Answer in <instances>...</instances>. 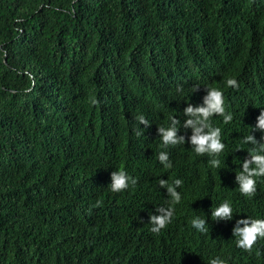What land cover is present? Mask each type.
Listing matches in <instances>:
<instances>
[{
    "label": "trees",
    "instance_id": "16d2710c",
    "mask_svg": "<svg viewBox=\"0 0 264 264\" xmlns=\"http://www.w3.org/2000/svg\"><path fill=\"white\" fill-rule=\"evenodd\" d=\"M207 88L233 117L210 121L219 167L158 134L175 117L190 138L183 111ZM261 112L264 0H0V264H264V238L249 252L233 235L264 220V177L252 197L236 182L244 137L264 142ZM121 170L137 183L113 192ZM160 179L182 181L181 201L155 234L150 215L170 206ZM224 202L233 219L214 221Z\"/></svg>",
    "mask_w": 264,
    "mask_h": 264
},
{
    "label": "clouds",
    "instance_id": "9594fccd",
    "mask_svg": "<svg viewBox=\"0 0 264 264\" xmlns=\"http://www.w3.org/2000/svg\"><path fill=\"white\" fill-rule=\"evenodd\" d=\"M227 86L238 88L239 85L235 79H228ZM197 90L198 88L194 92ZM177 91H182V87H178ZM183 114L187 117L183 123V128L191 129L192 135L188 139L185 136L178 135L180 131L177 127L179 120L173 117L169 127L158 128V134L163 146L167 148L168 146L190 142L197 155L213 157L209 163L213 167H219L220 161L214 157H218L224 151L225 144L221 142V130L212 127L210 121L214 116H222L225 124L230 123L233 119L232 115L226 112L223 92L217 88H207V95L203 98V104L200 106L188 104ZM137 119L140 125L150 126L143 116H139ZM257 121L255 126H252L253 132L259 131L264 133V112L260 113ZM137 135H140V132H137ZM262 140H264V137H262ZM243 142L253 145V148L249 152L250 159H245L242 162V171L236 174V182L242 195L252 197L256 193V178L264 177V142L257 140L253 134L244 137ZM158 160L165 168L172 167L166 151L159 153ZM111 181L109 187L113 192L125 191L129 188L130 184L134 186L137 183L134 178L129 177L123 170L113 171ZM181 185L182 181L179 179L175 180L174 184H169L165 179L159 180V187L167 190L170 206L157 207L156 211L159 215H150L151 232L159 234L161 230L171 223L174 215V208L171 205L178 204L181 201V194L177 191V188ZM212 219L214 221L232 220L233 209L231 205L228 202H224L214 210L212 209ZM191 223L197 230L201 232L207 231L205 226L206 221L200 217L194 218ZM233 235L238 237L237 246L250 252L257 241L264 238V220L252 219L250 217L238 220L233 229ZM210 264H225V261L217 258L213 259Z\"/></svg>",
    "mask_w": 264,
    "mask_h": 264
}]
</instances>
